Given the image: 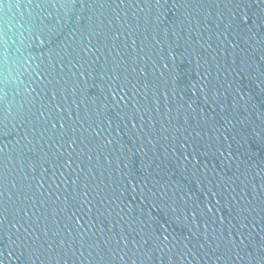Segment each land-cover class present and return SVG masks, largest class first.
<instances>
[{
  "label": "water",
  "instance_id": "1",
  "mask_svg": "<svg viewBox=\"0 0 264 264\" xmlns=\"http://www.w3.org/2000/svg\"><path fill=\"white\" fill-rule=\"evenodd\" d=\"M0 264H264V0H0Z\"/></svg>",
  "mask_w": 264,
  "mask_h": 264
}]
</instances>
